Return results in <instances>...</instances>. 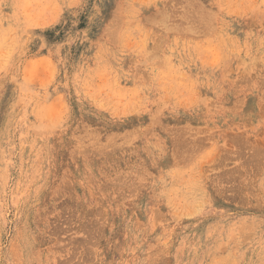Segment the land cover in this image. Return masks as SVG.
Masks as SVG:
<instances>
[{"label":"rangeland","instance_id":"obj_1","mask_svg":"<svg viewBox=\"0 0 264 264\" xmlns=\"http://www.w3.org/2000/svg\"><path fill=\"white\" fill-rule=\"evenodd\" d=\"M0 264H264V0H0Z\"/></svg>","mask_w":264,"mask_h":264}]
</instances>
